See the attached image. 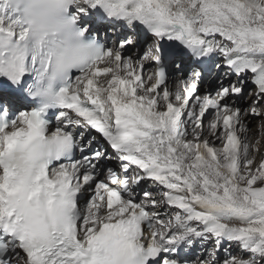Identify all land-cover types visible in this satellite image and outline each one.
I'll return each mask as SVG.
<instances>
[{
	"label": "snow or ice",
	"instance_id": "1",
	"mask_svg": "<svg viewBox=\"0 0 264 264\" xmlns=\"http://www.w3.org/2000/svg\"><path fill=\"white\" fill-rule=\"evenodd\" d=\"M262 149L264 0H0V264H264Z\"/></svg>",
	"mask_w": 264,
	"mask_h": 264
},
{
	"label": "bare ground",
	"instance_id": "2",
	"mask_svg": "<svg viewBox=\"0 0 264 264\" xmlns=\"http://www.w3.org/2000/svg\"><path fill=\"white\" fill-rule=\"evenodd\" d=\"M106 29V28H105ZM114 29V28H112ZM111 33H113V31H111ZM121 34H124V33H121ZM116 40V37H114V41ZM170 85L175 87L178 82H179V77H178V74H176L175 72H172L171 73V79H170Z\"/></svg>",
	"mask_w": 264,
	"mask_h": 264
},
{
	"label": "rangeland",
	"instance_id": "3",
	"mask_svg": "<svg viewBox=\"0 0 264 264\" xmlns=\"http://www.w3.org/2000/svg\"><path fill=\"white\" fill-rule=\"evenodd\" d=\"M171 83V82H170ZM262 151H264V149H262Z\"/></svg>",
	"mask_w": 264,
	"mask_h": 264
}]
</instances>
